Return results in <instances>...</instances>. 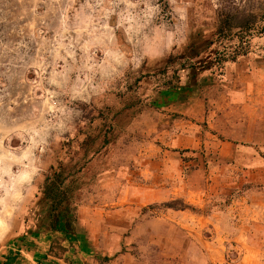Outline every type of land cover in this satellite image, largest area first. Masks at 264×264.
<instances>
[{
  "label": "rangeland",
  "instance_id": "1",
  "mask_svg": "<svg viewBox=\"0 0 264 264\" xmlns=\"http://www.w3.org/2000/svg\"><path fill=\"white\" fill-rule=\"evenodd\" d=\"M263 25L264 0H0V264L35 239L55 264H264Z\"/></svg>",
  "mask_w": 264,
  "mask_h": 264
},
{
  "label": "clouds",
  "instance_id": "2",
  "mask_svg": "<svg viewBox=\"0 0 264 264\" xmlns=\"http://www.w3.org/2000/svg\"><path fill=\"white\" fill-rule=\"evenodd\" d=\"M35 144H36V141L34 139L30 138L29 148H26L20 157H14L12 155V153H10V152L7 155H8V157L15 159V160L28 159V157L30 155L31 147L35 146ZM25 167H28V165H25ZM34 171H35V169H33V172ZM29 178H30V173H28V172H22L19 174V180L20 181H23V180H26ZM5 195L6 196L8 195L7 191L5 192ZM19 195L20 194L18 192L13 194L14 198H18ZM13 211H14V209L11 208L7 204H4V206L2 208H0V235H2L3 232L7 230L8 225H7V219L6 218L11 217Z\"/></svg>",
  "mask_w": 264,
  "mask_h": 264
},
{
  "label": "crops",
  "instance_id": "3",
  "mask_svg": "<svg viewBox=\"0 0 264 264\" xmlns=\"http://www.w3.org/2000/svg\"><path fill=\"white\" fill-rule=\"evenodd\" d=\"M36 243H41L39 244L38 247H33L32 249L30 248L29 251L27 252H22L23 256L25 257L24 259H19L18 255L13 258L11 257L10 259H13V263L15 264H55L51 259H54L52 256L48 255L46 253V248L45 244L40 242L38 239H35ZM18 259V260H17ZM58 261V259L56 258Z\"/></svg>",
  "mask_w": 264,
  "mask_h": 264
},
{
  "label": "trees",
  "instance_id": "4",
  "mask_svg": "<svg viewBox=\"0 0 264 264\" xmlns=\"http://www.w3.org/2000/svg\"><path fill=\"white\" fill-rule=\"evenodd\" d=\"M218 15V21H217V27L216 31L219 34H223L226 31H228L232 26L244 28L247 26V22L245 19L243 20V16L236 13H217ZM264 26V25H263ZM261 27V29L263 28ZM233 58V57H232ZM222 57L218 56L217 61L221 60ZM215 60V61H216Z\"/></svg>",
  "mask_w": 264,
  "mask_h": 264
}]
</instances>
